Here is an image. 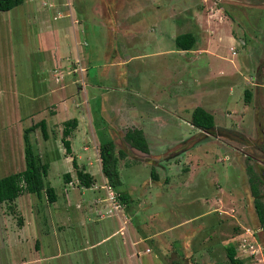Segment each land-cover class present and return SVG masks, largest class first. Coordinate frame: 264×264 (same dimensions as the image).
<instances>
[{"label":"rangeland","instance_id":"rangeland-1","mask_svg":"<svg viewBox=\"0 0 264 264\" xmlns=\"http://www.w3.org/2000/svg\"><path fill=\"white\" fill-rule=\"evenodd\" d=\"M186 31L196 42L181 51L175 35ZM195 106L214 115L207 132L191 123ZM42 119L47 137L34 127ZM134 120L148 155L124 136ZM25 132L58 199L23 191L0 202V264H140L119 231L90 245L123 225L119 214L146 236L137 247L149 264H233L230 243L241 264H264L251 189L264 201V0H23L0 10V176L25 167ZM104 138L125 151L115 157L127 197L100 216L84 203L109 201ZM72 156L93 166L91 189Z\"/></svg>","mask_w":264,"mask_h":264},{"label":"trees","instance_id":"trees-1","mask_svg":"<svg viewBox=\"0 0 264 264\" xmlns=\"http://www.w3.org/2000/svg\"><path fill=\"white\" fill-rule=\"evenodd\" d=\"M23 0H0V10L10 9ZM196 42V36L191 31H186L175 35V44L179 49H191ZM251 97V89L245 88L244 99L249 101ZM191 123L195 126L208 131L214 127V115L202 106L193 107L190 114ZM77 124V118L71 117L63 121L62 128V143L67 152L71 151V144L69 136L72 129ZM40 125L42 134L47 137V129L45 120H41L39 124H34V127ZM31 126V128H34ZM125 138L129 145L135 147L143 152H148V142L140 127L128 128L125 132ZM24 158L25 167L18 171H13L3 176H0V202H7V205H12V201L20 195L23 191L41 195L44 192L49 202L56 198L54 188L45 184V176L47 175V162H40L37 160L29 137L24 133ZM123 154L125 151L122 148H116L115 142L112 138H104L100 142L99 155L101 159V171L107 178V182L111 187L116 189L117 196L123 202L126 201L127 194L121 188H118L121 183L119 170L117 169L115 154ZM72 163L76 167V175L85 186H89L93 181V176L90 172L79 168L77 166L76 157L72 156ZM65 177L69 181L70 174L66 172ZM151 175L156 178L157 173L152 170ZM251 189L254 195L253 206L256 212L259 224L264 229V201L258 195L255 184L251 181ZM122 202V203H123ZM236 248L230 243L227 247V256L233 264H241V258L235 256ZM176 264V263H175Z\"/></svg>","mask_w":264,"mask_h":264},{"label":"crops","instance_id":"crops-1","mask_svg":"<svg viewBox=\"0 0 264 264\" xmlns=\"http://www.w3.org/2000/svg\"><path fill=\"white\" fill-rule=\"evenodd\" d=\"M215 40L216 41V39L217 38H208V40H207V42H209V40L210 41H212V40ZM218 41V40H217ZM210 46H212V44L210 45ZM213 47V46H212ZM183 50H188V49H181V51H183ZM190 50V49H189ZM198 52V51H197ZM199 53H201V52H199ZM207 53H209L210 54V52H207ZM79 64V65H78ZM84 65L82 64V63H77V66H73V68L74 69H76V68H80V70H84ZM64 101V100H63ZM190 114H191V111H190ZM115 117H117L120 121H122L124 118V115L122 114V113H120V112H118V113H116L115 115H114ZM125 117H127V116H125ZM154 118H160L159 116L158 117H156V116H152L151 117V119L153 120ZM124 121V120H123ZM132 121V120H131ZM135 121V122H134ZM133 121V123L135 124V126L136 127H140V128H142L143 129V127L142 126H139V125H137L138 124V122L139 123H141L140 121H138V120H134ZM202 131H205V130H202ZM207 132V131H206ZM143 133H144V135H145V137H146V134H145V130L143 129ZM209 133V132H208ZM72 136V135H71ZM71 136H69L70 138H71ZM70 144H71V141H70ZM143 153H145V154H147L146 152H143ZM149 154V153H148ZM147 154V155H148ZM89 163H90V161H89ZM90 166H91V164H90ZM89 165H85V167H86V169L88 170V171H91V168L93 167H90ZM100 172H101V165H100ZM92 175H93V179H94V174L92 173ZM103 175V174H102ZM104 176V175H103ZM105 177V176H104ZM69 181H70V177H69ZM105 181H106V179H105ZM93 182H95V181H93ZM92 182V183H93ZM68 183V182H67ZM66 183V184H67ZM91 183V184H92ZM102 186V185H101ZM85 188V189H91L93 186L92 185H89V186H85V185H80V188ZM66 189V193H68V189L67 188H65ZM100 189L101 190H99L97 193H95V194H100V192L102 191V193H103V188H101L100 187ZM103 189V190H102ZM105 192V191H104ZM30 193V192H29ZM56 193V199L54 200V201H52L53 202V204H55V202L57 201V199H58V196H57V192H55ZM22 194V193H21ZM98 194V195H99ZM19 196V195H18ZM16 199V198H15ZM67 199H70V196H69V194H66V200ZM93 198H91L90 200L88 199V200H86L85 201V205L87 206L86 208H90V210H92V212L93 211H95L96 210V212H98L99 213V215L101 216L105 211H101V209H105V208H108V212H110L111 211V204L109 203V201H107V200H105V198H101L100 196H97V199L96 200H92ZM82 202H84V199L83 200H81L80 201V204L82 203ZM77 204L76 205H78V202H76ZM124 203V202H123ZM84 205V206H85ZM79 206V205H78ZM58 207V209L59 210H61L60 209V206L58 205L57 206ZM84 210H86L85 208H84ZM114 210H117V211H119V208L118 209H114ZM92 212H88V213H86V218H89V217H91V214H92ZM118 212H117V216H118ZM119 219H120V221H122L123 222V225H119V227L118 228H116V229H114L112 232H110V233H108L107 235H104L102 238H100V239H96V241H93V242H95V243H91L90 245H99V242H102L103 240H105V239H107V237H109L111 234H113V233H116V232H120L121 233V237H120V239L118 240V243L120 244H124V243H130L131 244V246H132V252H130L129 253V259L130 260H132L133 262H134V259H135V257H137L138 258V260L140 261V264H149V261L147 260V259H145V258H143V259H141V257H143L140 253H141V251H140V249L137 247V245H138V242H140V241H142V240H144L145 238H146V236H143V235H141L140 233H139V230H136V232H135V234H133L134 233V231L132 230V228L131 227H128L127 225H126V223L129 221L128 220V217H126L125 215H123V214H119ZM125 220L127 221V222H125ZM24 226V225H23ZM131 229V230H130ZM139 235V236H135V235ZM91 247H93V246H91ZM147 249V248H146ZM121 257H122V255L120 256V257H117V259H118V261L120 260H122L121 262H124L125 264H127V260L125 259V260H123V259H121ZM155 257V256H154Z\"/></svg>","mask_w":264,"mask_h":264},{"label":"built area","instance_id":"built-area-1","mask_svg":"<svg viewBox=\"0 0 264 264\" xmlns=\"http://www.w3.org/2000/svg\"><path fill=\"white\" fill-rule=\"evenodd\" d=\"M111 186L108 184V188H109V190H108V194H109V203L111 204V207L112 208H121L122 207V202H121V200L117 197V193L115 192H112V190H111V188H110ZM250 246H252L253 247V245L252 244H250ZM251 252H254V249H252L251 250Z\"/></svg>","mask_w":264,"mask_h":264}]
</instances>
